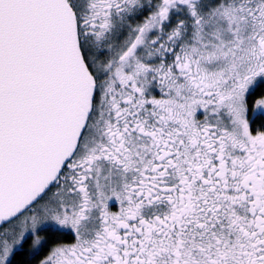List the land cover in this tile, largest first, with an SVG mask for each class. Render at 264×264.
<instances>
[{
  "label": "snow or ice",
  "instance_id": "1",
  "mask_svg": "<svg viewBox=\"0 0 264 264\" xmlns=\"http://www.w3.org/2000/svg\"><path fill=\"white\" fill-rule=\"evenodd\" d=\"M0 264H264V0H0Z\"/></svg>",
  "mask_w": 264,
  "mask_h": 264
}]
</instances>
